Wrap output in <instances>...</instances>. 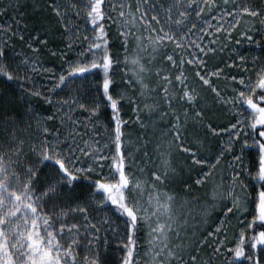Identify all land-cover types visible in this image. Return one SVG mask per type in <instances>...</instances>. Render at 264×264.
<instances>
[{
    "label": "snow or ice",
    "instance_id": "6c2138e0",
    "mask_svg": "<svg viewBox=\"0 0 264 264\" xmlns=\"http://www.w3.org/2000/svg\"><path fill=\"white\" fill-rule=\"evenodd\" d=\"M80 3L86 22L93 26V35L85 37L88 47L65 62V70L54 77L47 95L29 83L40 67L35 55L36 34L29 35L27 41L32 50L30 55L17 54L15 49L9 52L7 45L0 43V264H107L101 244L106 247V233L115 231L112 215L122 217L125 225V239L120 240L123 256L118 264H140L138 240L142 228L145 230V264H172L173 260L176 264H197L196 255L190 254V245L181 239L180 228L182 223L187 224V219L183 222L178 219V196L168 187L176 182V170L171 168L169 155L174 145L187 153L194 165L203 166L197 173L196 185L207 183L215 174L216 165L227 154V190H222V180L221 184H213L212 204L206 205L205 211L219 199L228 202L223 209L225 213L233 208L237 212L244 211L245 202L238 194V186L239 192L246 191L245 179H248L258 189L252 221L264 222V94H260L264 93V62L256 65L257 58L253 57L254 76L237 73L227 77L238 82V87L231 88L233 95H225L210 82L209 77L219 76L220 69L206 70L205 74L199 70L204 66L203 53L213 50L205 45L216 43L215 38L204 41L200 32L213 36L223 30L230 40L233 29L247 17L251 19L239 35L252 43H260L253 40L249 30L255 32L252 24L256 17H260V25L264 27V0H259V6L252 0H242L231 7L228 0H224L223 6L217 0L203 3L172 0L166 8L149 0H136L134 5L132 0H120L118 7L112 0L107 3L80 0ZM9 6H0V14ZM51 7L65 30L71 24L66 10L74 11L77 17L81 14L76 0L63 6L55 0ZM206 8L209 13L218 9L215 19L220 23L212 25L202 15ZM111 11L116 14L117 51L112 50L104 23L105 20L113 22ZM193 15L205 25L197 32L195 43L190 39L191 30L197 28V23L190 21ZM0 31L3 32L0 39L5 41L12 35L24 39L19 29L13 32L8 24H0ZM66 39L68 43L64 47H71L74 37L69 33ZM186 40L189 42L185 45ZM169 44L175 49H194L188 53L187 63L197 65L196 76L211 88L216 103L237 113L233 122L221 128L211 115H205L212 109L206 107L201 90L195 84L189 85L183 71L185 57L182 55L177 65L174 51L167 52L164 58L177 66V73L172 77L164 71L161 76L162 70L156 67L155 74L164 83L159 88L160 99L153 97L156 85H150L148 77L153 73L156 56L162 50L167 51ZM121 53L123 56L118 59ZM237 59L244 61L245 57ZM122 66L121 76L117 70ZM244 67L247 68V64ZM93 70L102 73V79L97 82L98 90H102L105 103L110 106V116L104 125L107 133L104 144L94 139L98 133L91 132L100 123L93 119L99 111V103L96 100L91 105L81 102L79 87L74 83L76 78H81L80 74L86 78ZM171 79L176 81L178 91L170 90ZM64 89L68 90L66 95L59 97L58 102L54 100L55 91ZM31 97L42 98L50 110L43 114L37 111ZM125 104L131 107L138 122L141 112L146 111L149 116L158 113L161 118L171 113V123L164 133H170L171 139L156 145L163 171L154 168L149 176L142 169L137 174L133 168L125 133L127 113L122 114ZM77 109H86L84 120L75 115ZM190 119L202 126L204 136L193 138L188 144L184 134ZM214 136L220 139L216 151L211 152L205 147V141ZM105 162L106 171L103 170ZM183 186L186 192L190 190L187 182ZM247 227L251 230L247 250L246 233L241 229L228 259L231 264H238L236 258L246 256L248 264H264V225H260L259 231L252 223ZM173 237L175 243H172ZM214 243L215 251H221L223 239ZM199 244L205 241L201 239ZM204 264H211L210 259L206 258Z\"/></svg>",
    "mask_w": 264,
    "mask_h": 264
},
{
    "label": "rangeland",
    "instance_id": "374dc122",
    "mask_svg": "<svg viewBox=\"0 0 264 264\" xmlns=\"http://www.w3.org/2000/svg\"><path fill=\"white\" fill-rule=\"evenodd\" d=\"M11 3L9 5L10 11H7L4 15L5 18L8 19H13V21L19 25L22 23L23 20H25V12H22L21 6L18 4V0H9ZM29 1L30 2V9L33 8L35 11L41 10L43 7L50 10L52 13V7L51 5L55 2V0H23ZM23 2V3H24ZM59 2L62 4H69L72 2V0H59ZM78 7L81 9V14L79 17L76 16L74 11L66 10L67 12V18L71 21L70 28L68 30H65L63 27V34L62 36H59L58 33L55 35V38H58L57 41L61 43V48L59 50L60 53H63V57H61V63L53 62L54 65H58L59 68V74L65 70L66 68V61H71L74 57L77 56V54L83 49L88 46V44H79L80 46L75 45L72 43L71 47L65 48L64 45L68 43L67 41V36L69 33L74 37L73 41L75 39L83 38L86 34V31H84V27H86V20L83 14V4L80 3V0H76ZM108 0L106 1V3ZM113 3L117 4V7L119 5L120 0H112ZM242 0H228V5L231 7L234 4L241 3ZM243 2H248L247 0H243ZM133 5L136 3V0H132ZM222 3L224 4V0H222ZM27 6V5H24ZM223 6V5H222ZM29 9V10H30ZM113 17V22L109 23L107 21V27L108 30L111 31L113 37V40L116 41V39H119L118 33H117V24L115 22V11H111L109 13ZM209 17L207 18L210 20L212 25H217L220 23L215 19L216 14L213 13V10L209 13L207 12ZM56 15V13H54ZM57 16V15H56ZM194 16V15H193ZM190 17L191 22H195L196 19L194 17ZM251 18H242L240 21V24L237 25L235 29H233L231 35V39L229 40L227 36L229 35L228 33H225L223 30L219 33H214L213 36H209L207 33L200 32V36L203 37L204 41H211L213 38H215L216 43L215 45H210L206 44L205 47H212L213 50L220 49L222 46H227L228 43L236 42L235 44H239L241 46V41L242 40H247L245 37H241L239 35V32L244 30L248 20ZM22 26V25H20ZM199 26V27H198ZM205 25H198L197 28H203ZM225 27H227V23L225 22ZM252 27L255 28V32H252L249 30V34L252 35L253 40H255L257 37H259L261 34V25H260V17L255 18V22L252 24ZM237 28L238 31L236 32L235 30ZM79 29L77 32L76 30ZM24 30V31H23ZM198 29H192L191 30V35L190 39L193 43L196 42L197 39V31ZM211 31V29H210ZM236 32V35H238V39H234V33ZM24 37H29L28 33L26 34L25 29H22V32ZM33 33V32H31ZM34 34V33H33ZM27 35V36H26ZM38 39V36H35V40ZM81 40V39H80ZM235 40V41H234ZM79 41V40H78ZM85 41V40H84ZM83 41V42H84ZM88 41V40H87ZM237 41H240L237 43ZM248 41V40H247ZM189 41H185V45ZM250 42V41H248ZM49 43V42H48ZM234 43H231L229 47L231 50H233L237 45L233 46ZM40 44H44V46L48 47L49 44H47V41L44 39L43 41L41 40ZM119 45V42H117V47ZM221 45V46H220ZM26 52L25 55H30L32 54V50L26 45ZM117 47L115 49L117 50ZM38 50V49H37ZM52 49H48L47 52H50ZM194 49H188V48H181V49H175L171 44H169V48L167 51L162 50L160 54L156 56V59L154 61L153 65V73L148 77V79L151 80H156L154 85H156V92L153 93V97L156 99H160V93H159V88L163 85L164 81L160 78H158L155 74V68L159 67L161 71V76H163L164 71H167L171 73V76L174 77L177 73V66H173L169 61H167L164 57L167 54V52H172L174 51V59L177 61V65L180 63L181 56L183 55L185 57V63L183 64V71L186 76H188V83L191 86L192 84H197V81L195 80L196 76V71H197V65L196 64H189L187 63V55L188 53L192 52ZM39 51V50H38ZM21 52V50H20ZM129 52H131V45H129ZM37 54V51L36 53ZM206 54L203 53V57ZM228 54H231V52H227V56H225V60L221 61L220 65L216 69H220V74L219 76L216 75L217 77H222L224 79H227L228 76L235 75L237 74L238 68L244 67L245 64L250 65L252 64L253 66V57H256V65H259L261 62H264L263 58L259 56V54L255 53L254 51H251L249 49H246L244 51V46H241V48L238 51L239 56L245 57V60H249V63H245L244 61H240L238 59L234 60L232 57H230ZM85 56L88 55V53L84 54ZM61 56V55H59ZM123 53L120 54L119 58H122ZM205 59V58H204ZM158 60H161L160 63H158ZM230 61H234V64H230ZM158 63V64H157ZM157 64V66H156ZM156 66V67H155ZM242 66V67H241ZM245 69V67H244ZM202 74H205V71H214V68L212 66L208 67H201L199 69ZM119 73L123 72V66L121 69L117 70ZM256 71V68L255 70ZM239 73V70H238ZM242 73V70L240 71ZM57 76V74L55 73ZM214 75L209 77L211 80L214 78ZM121 76H118L117 79L121 80ZM83 79L82 80H75L74 83L76 86L79 87V94L81 95V102L86 103V105H89L90 103H87L88 95H84V90H83ZM121 82H123L121 80ZM236 84V86L234 85ZM32 85H34L37 89V84L32 81ZM39 85V84H38ZM198 87V86H197ZM208 86H206L207 88ZM238 87V82H233L229 80V86L227 89L229 90L225 92V95H233L231 88ZM40 90V89H39ZM170 90H176L178 91L176 81L174 79H171V84H170ZM67 89H64L63 91H56L53 99L56 100L57 102L59 101V97L65 96L67 93ZM130 92L132 91H138V89H129ZM32 99V97H31ZM208 106L211 108V101L207 102ZM91 105V104H90ZM126 106H129L126 104ZM184 107H187V105H184ZM213 111V108H211ZM50 110V108H49ZM161 110H163V105L161 106ZM191 111V109L189 110ZM233 111V110H232ZM142 114H146L148 116V123H151L153 126L152 131L150 134H147L150 138L149 141L145 140V134L143 131L145 130L144 127L145 125L140 124V128L142 131H139L140 139L142 143L139 142V137L136 136V134L133 132L136 121L133 119L129 121L126 119V122L129 124V127L127 128V138H128V146H127V151L132 153V159H133V168L136 170L137 174L140 173V170H143V173L146 175L150 176L151 171L154 168L159 167L161 171H163V164L160 159L159 152L156 149V145L158 143H166L168 140L171 139L170 133L168 135H164V133L167 131L168 125L171 123V113H169L166 117L161 118L158 113H154L151 116H149L146 111L141 112ZM140 113V114H141ZM235 115L237 116V113L234 112ZM75 115L78 116L81 120H84L87 117V111L86 109L81 110L77 109L75 112ZM95 118V117H94ZM183 119V117H182ZM99 120V119H98ZM103 120L101 123L97 124L94 129L91 130V132L98 133L94 137V139L98 140L100 144L105 143V139L107 136V133L104 130V125H106ZM200 127V128H199ZM201 130V126H197L194 121L191 119L189 120L187 124V132H185V136L187 137V140L185 141L186 143L190 144L191 140L193 138H201L202 135L198 134V131ZM90 132V135H91ZM154 136H159L158 139L154 140ZM218 136H216L217 138ZM220 139V137H219ZM153 144V148L150 152L146 150L147 147L144 145L147 144ZM206 147V144H205ZM237 147H239L237 145ZM162 151H167L166 149H162ZM170 155V165L171 168H174L176 170V182L174 184L168 185L169 189L172 191H175L177 193V200H176V211L179 213L178 219L183 222V220L186 218L187 219V224L184 225L182 223V226L180 228V231L182 233L181 239L184 240L186 243L190 245L189 251L190 254H194L197 257V264H204L205 259L208 258L211 261V264H231L229 261L228 257L232 255L231 253V247L234 246V244L238 240V236L240 233L241 229L246 230L247 224L251 221L252 216L255 215V200L258 195V189L257 187L250 183L248 179H245V184H248V188L246 191L239 192V186H238V194L241 195V197L244 199L245 202V210L241 212H237L235 208L232 209L231 212L225 213L224 212V207L226 205L227 200L226 199H219L218 203L215 206L207 207V211H205V206L206 205H211L212 204V199H211V192L213 190V184H221V180L223 181V184L221 185L222 190L226 191V186L228 183V176H229V161L227 154L225 157L222 159V161L216 165L214 171V175L209 177V180L207 183L202 184V185H196L195 180L197 178V173H200L202 171L203 166L201 165H194L191 160L190 156L187 153H184L180 151L175 145L173 146V149L171 151ZM189 166H199L200 170L198 172L192 173L191 176V171ZM108 169V164L105 162L104 163V171ZM98 171H101L98 169ZM184 172V173H183ZM103 174V172H101ZM187 175H189L194 182L191 184L190 182L186 181ZM243 175V173H242ZM95 178H100V177H94ZM187 182L190 186L189 191L184 190V183ZM149 183H151V180H149ZM147 195V191L145 192V196ZM231 206V205H229ZM217 210L216 212H214ZM219 211V212H218ZM218 212V216H215V213ZM262 222V221H260ZM264 223V222H262ZM217 225H223L222 227L218 228ZM112 226L115 229L113 232L112 230H109L106 235H107V245L106 247L101 244L102 248V256L103 259L107 262V264H118L119 260L122 258L123 253L121 249L123 248V245L120 243L121 239H125V225L122 221L121 218H119L117 215H112ZM145 230L142 228L141 229V235L138 240V251L140 254V264H145V261L147 260V257L145 256V237L143 235V232ZM222 238L224 241V244L222 246L221 251H215V243L214 241ZM203 239L205 241V244L201 245L199 244V241ZM172 243H175V237L172 238ZM199 248V251L196 252L195 249ZM260 247V246H259ZM79 251V249H78ZM215 251V255H213V252ZM135 253V252H134ZM135 256V254H134ZM135 258V257H134ZM172 264H176L175 260L172 261Z\"/></svg>",
    "mask_w": 264,
    "mask_h": 264
},
{
    "label": "trees",
    "instance_id": "16d2710c",
    "mask_svg": "<svg viewBox=\"0 0 264 264\" xmlns=\"http://www.w3.org/2000/svg\"><path fill=\"white\" fill-rule=\"evenodd\" d=\"M106 1L107 0H105V3H106ZM247 1L249 2V0H247ZM23 2H24L23 0H18V4L21 6L22 12H25V20H23L22 23L17 25L13 21V19H8V18H5L3 16L7 11H10V9L8 7L7 11L5 13H3V15L0 14V24H8L12 28L13 32H16L17 29H19L20 32H22V29H25L26 34L28 33V35H31L34 33L38 36V39L36 40V42L38 44L37 49L39 51L37 50V54H35V55L39 59L40 67L37 68V70L34 74H32V79L29 81V83L32 84V81H34V83L37 84V87H39L42 94L47 95L49 93V90L52 89L54 77L56 76L55 73L57 75H59L58 65H54L53 62H57L60 64L61 63V57H63V55H64L63 53L59 52V50L61 48V43L59 42V40L57 41V39H59V36H62V34L64 33L63 32V23L61 22L60 18L58 16L54 15V13H52L50 10L43 7L41 10L35 11L33 8L30 9V2L29 1H25L24 3ZM149 2L150 3L155 2L157 5L163 4L166 8L168 6V4H170L172 2V0H149ZM200 2L203 3L204 0H200ZM252 2L257 3V6H259V0H252ZM10 3L11 2L9 0H0V6L9 5ZM217 3L220 6L223 5L222 0H217ZM24 5H27V6H24ZM158 11L160 12L161 15H163V12L159 8H158ZM217 11H218V9H213L214 14H216ZM207 12L208 11L206 8V12L202 13V15H204L206 19L209 17ZM193 17H194V19H196L195 23H197L198 25L199 24L202 25L197 20V18L195 16H193ZM104 23H105L106 31L108 32V35H109L110 43L112 44V50L117 51L118 50L117 42H119V39H116V41L113 40L114 37H113L111 31L108 30V27H107V20H105ZM20 25H22V26H20ZM84 29H85L84 31H86L85 36L83 38L79 37L78 39H75L74 41H72V43H74L77 46H80L79 44H81V43L82 44H84V43L88 44V41L85 39V37L86 36L89 38L92 37L93 26L86 23V27H84ZM195 29L199 30V28H195ZM238 29H240V28H237L235 31L237 32ZM31 32H33V33H31ZM236 32L234 33V35H235L234 39H238V35H236ZM57 33L59 36H58V38H55V35ZM260 34L261 35L255 39V40L260 41L259 44L248 42L247 40H242L241 42L240 41L239 42L241 43V46H244V51L246 49L254 51L256 54L258 53L259 56H261L264 60V39H262V38H264V27L261 28ZM2 36H3V32L0 31V38H2ZM45 37H47V40H46L47 44L50 43L48 47L44 46V44H40L41 40L43 41L45 39ZM28 38L29 37L27 36V37H24L23 40H21L18 35H12V36H10L9 40H7V41L0 39V43L6 44L7 45L6 50L9 52H11L13 49H15L17 54L23 53V55H25ZM231 43H234V42L231 41L230 43L227 44L226 47L222 46V48H220V49H216L214 51L206 52V54L204 55V58H205L204 59V66L205 67L212 66V68H214V70H215L220 65L221 61L225 60V56H227V52H231V54H228V55L230 57H232L234 60H236L237 57L239 56L238 51L241 48V46L239 44H235L236 43L235 42L233 44V46H235V45H237V46L233 50H231L229 48V47H231L230 46ZM115 47H117V50L115 49ZM50 48L52 50L50 52H47L48 49H50ZM20 50H21V52H20ZM59 55H61V56H59ZM187 55H185V56L187 57ZM160 61L161 60H158V63H160ZM247 61L249 63V60H247ZM247 61L245 60L244 62L247 63ZM157 64H156V66H157ZM247 66L248 67L245 69L242 66H241L242 67L241 69L238 68L239 73L242 70L243 74L254 76L255 75V71H254L255 67H253L252 64L250 65V63ZM238 70H237V73H238ZM80 77L81 78H76L75 80L80 81L83 79L82 83H84L83 84L84 85L83 90L85 92L84 95H88V99L86 100L87 103L91 104L93 100H96L99 103V111L94 116L95 118L93 117V119L94 120L99 119L100 123L102 122V120L105 123H107L109 116H110V106L107 103H105V98L102 96V90H98V85H97V82L102 79V73H100L96 70H93V74L88 75L86 78L83 77V74H80ZM195 80L197 81L196 86H198V88L201 90V95H203L205 97V100L207 102L211 101V108H213V111L211 113L206 112L205 115L206 116L211 115L213 118V121L216 124H218L221 128H224V127H226V125L228 123L233 122L235 117H236L234 111H232V109L230 107H226L223 104L216 103L215 94L212 92L211 88H209V87L206 88V85H203L202 82L196 77H195ZM148 82L150 83V85H153L157 81L148 79ZM210 82L212 84H214L217 88L221 89L224 93L226 91H228V93H229V90L227 89V87L229 86V80L228 79H224L222 77L216 78V75H214V78H212L210 80ZM234 85L236 86V84H234ZM257 93H260L259 89L257 90ZM229 94H227V95H229ZM260 94H264V93H260ZM254 96H255V94H254ZM31 102L34 105L35 109L37 111L41 112L42 114L49 111V106L43 102L42 98L32 97ZM206 107H210V106H208V104H207ZM123 113H127V115L124 117L125 120L128 119L129 121H131L134 119L136 121L135 116L133 115L130 106H126V104H125L122 108V114ZM140 115H141V121L140 122L136 121L137 124H135L134 127L132 128V129H134L133 132L136 134V136H138L139 131L143 130V128L139 129L140 128L139 125L140 124L145 125V127H144L145 130L143 131V133L145 134L144 135L145 140L149 141L150 138L147 134L151 133L153 126L151 125V123H148V116L146 114L141 113ZM128 127H129V124L125 128V133L127 132ZM198 134L202 135V137L204 136V130H203L202 126H201V130L198 131ZM126 136H127V133H126ZM138 137H139L138 143H142L143 139L141 140L140 136H138ZM158 137L159 136H154L153 142L155 141V139H158ZM219 137L220 136H218L216 138V136H214L210 140H206L205 141L206 148L209 149L211 152H215L217 145L219 143ZM153 144H155V143H153ZM153 144L151 143V144L144 145L145 147H147L146 150L147 151L149 150L148 152H150L152 150ZM189 167H190V171H191V176H192V173L198 172L200 170L199 166H197V167L189 166ZM186 181L190 182L191 184L194 182L193 177L191 179V177L189 175H187ZM216 211L217 210H215L214 212H216ZM218 212L215 213V216H218L217 215ZM119 218H121L123 221L122 217H119ZM249 223H252L253 228L256 229L257 231L260 230V225H264V223L260 222L259 220L252 221V219ZM245 229H246L245 230V233H246L245 248L247 250L248 238H249V234L251 233V230L248 229L247 226ZM236 260L238 261V264H248L246 256L236 258Z\"/></svg>",
    "mask_w": 264,
    "mask_h": 264
}]
</instances>
